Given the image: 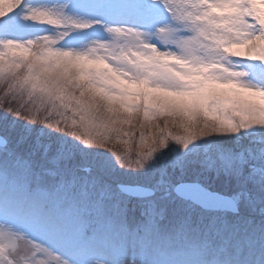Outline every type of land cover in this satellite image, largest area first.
<instances>
[{"label":"snow or ice","instance_id":"obj_1","mask_svg":"<svg viewBox=\"0 0 264 264\" xmlns=\"http://www.w3.org/2000/svg\"><path fill=\"white\" fill-rule=\"evenodd\" d=\"M76 2L41 7L20 0L16 8L0 16L20 12L22 19L54 30L27 40L0 39V84L7 88L0 110L28 124L67 133L87 147H107V135L121 132L132 138L139 130L143 139L147 128L148 135L156 137L148 150L128 141L124 151L107 150L129 168L142 167L167 145L159 125L140 123L136 129L133 113L187 117L179 126L191 135L172 136L182 148L211 134L264 128V82L255 83L248 73L238 70L242 59L264 65L262 4L256 0H158L170 23L154 33L107 26L112 36L109 42L65 49L59 42L72 31L102 23L67 14L66 9ZM150 37L158 39L160 46ZM121 38H142L144 47L114 49ZM77 60L87 63L77 64ZM30 104L36 113L48 104L58 105L71 117L40 118ZM101 120L104 134L94 143L81 129ZM0 146H4L0 147V264H15L8 249L16 246L18 238L26 239L31 247L25 264H49V260L76 264L86 251L100 246L111 247L114 254L122 249L135 251L147 264H209L207 244L184 241L183 250L173 254L170 241L153 220L130 230L116 213L109 214L103 197L95 192L90 166L74 153L29 145L23 134L15 144L0 139ZM250 160L241 159L237 173L248 168L250 177L264 183V148L251 154ZM254 167L258 171H252ZM41 254L47 259L39 258ZM128 261L121 256L120 264ZM211 264H220L218 255Z\"/></svg>","mask_w":264,"mask_h":264},{"label":"rangeland","instance_id":"obj_2","mask_svg":"<svg viewBox=\"0 0 264 264\" xmlns=\"http://www.w3.org/2000/svg\"><path fill=\"white\" fill-rule=\"evenodd\" d=\"M19 3L20 0H0V16L6 15ZM65 3L67 0H26L29 6L41 7H59ZM256 3L262 4L260 11L264 13V0H256ZM66 12L77 19L99 20L102 23L72 31L59 42L58 46L65 49L81 50L97 47L96 42H109L112 36L106 31L107 26L132 27L152 34L158 27L170 23L168 13L158 0L156 3H152V0H78ZM53 31L50 26L22 19L20 12L0 18V39L27 40L52 34ZM150 39L160 46L158 39ZM133 47L141 50L144 47L142 38H121L113 45L114 49ZM75 62L87 63L83 60ZM238 70L248 73V78L255 83L264 82V65L257 61L242 59ZM6 91V85L0 84V99H3ZM23 99L28 101L27 96ZM29 107L40 118L60 119L61 114L71 117L68 110L54 104L46 105L39 113L34 111V105L30 104ZM132 116L136 129H139L140 123L159 125L160 129H164L162 135L167 138L165 148L154 152L150 160L136 168L122 166L107 150L112 148L124 151L125 141L140 144L143 150H148L156 137L148 135L147 128L143 139L139 130L134 132L132 138L121 132L119 136L107 135V147H87L67 133L28 124L12 113L0 110V137L15 144L23 134L29 145L35 143L42 149L55 151L62 148L74 153L82 163L90 166L91 177L96 180L95 192L103 197L105 210L109 214L116 213L118 219L130 230L153 220L160 234L170 241V252L173 254L183 250L184 241H191L208 245L209 264L217 255L220 264H264V183L250 177L248 168L237 173L241 159H249L251 162V154L264 148V128L253 127L230 135L211 134L182 148L172 140V136L184 139L191 135V132L179 126V122L187 120V117L167 114L153 116L151 113L144 117L143 112L133 113ZM76 119L79 122V117ZM124 128L131 130L129 125H124ZM81 131H86L95 143L97 136L104 134V122L101 120L90 124ZM133 155L130 153L129 158L132 159ZM256 163L259 164V161ZM252 171L258 169L254 167ZM180 183H195L211 192L232 198L237 213L203 211L190 202L177 199L173 189ZM125 184L150 189L154 194L143 199L130 198L118 189L119 185ZM88 243L82 242L85 246ZM30 253L31 247L24 238H18L16 246L8 249V256L15 264H25ZM63 254L68 255L66 252ZM122 255L135 264H147L135 251L124 252L122 249L119 254H114L111 247L103 246L86 251L77 258L76 264H95L96 261L120 264ZM39 258L47 259L42 254ZM49 264L54 262L49 260Z\"/></svg>","mask_w":264,"mask_h":264},{"label":"water","instance_id":"obj_3","mask_svg":"<svg viewBox=\"0 0 264 264\" xmlns=\"http://www.w3.org/2000/svg\"><path fill=\"white\" fill-rule=\"evenodd\" d=\"M0 139L3 138L0 137ZM118 189L120 190V193L133 199H143L154 194L150 189L140 186H126V184L124 186L119 185ZM173 194L177 199L179 198L180 200L190 202L203 211L210 210L214 212H228L231 214H236L238 211L232 198L216 192H211L209 189H204L195 183L177 184L173 189Z\"/></svg>","mask_w":264,"mask_h":264},{"label":"clouds","instance_id":"obj_4","mask_svg":"<svg viewBox=\"0 0 264 264\" xmlns=\"http://www.w3.org/2000/svg\"><path fill=\"white\" fill-rule=\"evenodd\" d=\"M128 264H135V262H134V261H131V260H129V261H128Z\"/></svg>","mask_w":264,"mask_h":264}]
</instances>
